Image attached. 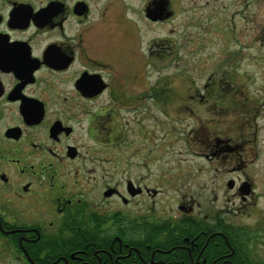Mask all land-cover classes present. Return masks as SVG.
<instances>
[{
	"label": "flooded vegetation",
	"instance_id": "1",
	"mask_svg": "<svg viewBox=\"0 0 264 264\" xmlns=\"http://www.w3.org/2000/svg\"><path fill=\"white\" fill-rule=\"evenodd\" d=\"M125 13L150 29L176 10L0 0V264H264V89L227 50L211 72L186 58L185 34L175 94L152 87L151 39L143 81L120 77Z\"/></svg>",
	"mask_w": 264,
	"mask_h": 264
},
{
	"label": "rangeland",
	"instance_id": "2",
	"mask_svg": "<svg viewBox=\"0 0 264 264\" xmlns=\"http://www.w3.org/2000/svg\"><path fill=\"white\" fill-rule=\"evenodd\" d=\"M171 1L176 14L165 23H153L149 29L137 14L132 17L136 20V25H144V39L138 32V26L131 25L127 13L119 15V29L115 41L107 48L111 53L110 58L112 56L118 66L120 77L133 82L143 81L142 60L139 57L143 49L147 50L148 41L151 39L152 87L157 82L164 81L163 77L167 76L164 84L158 88H165L169 94H175L181 84L177 77L172 76L177 73L176 46L185 34L191 36L190 40L199 45L195 50L197 53L186 54V58L193 57L203 61L208 56L211 72L219 60L218 54L223 49L227 50L232 55L231 70L233 74L236 73L235 79L238 80L240 74L246 80L244 82L247 83V88L264 89V0ZM132 3L138 8L139 0H132ZM180 6L183 7V13L179 11ZM164 40L167 43L166 60L160 53L164 50L160 49V43ZM213 56L216 57L215 60L211 59ZM195 77V81L199 83L201 80L197 75Z\"/></svg>",
	"mask_w": 264,
	"mask_h": 264
},
{
	"label": "water",
	"instance_id": "3",
	"mask_svg": "<svg viewBox=\"0 0 264 264\" xmlns=\"http://www.w3.org/2000/svg\"><path fill=\"white\" fill-rule=\"evenodd\" d=\"M164 5H165V2L162 1L161 3L158 4V8H157V11H162L164 9ZM153 19H157L158 16H152Z\"/></svg>",
	"mask_w": 264,
	"mask_h": 264
}]
</instances>
